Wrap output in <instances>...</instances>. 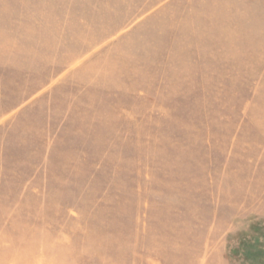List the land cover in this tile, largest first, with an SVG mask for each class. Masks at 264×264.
<instances>
[{"label": "rangeland", "instance_id": "374dc122", "mask_svg": "<svg viewBox=\"0 0 264 264\" xmlns=\"http://www.w3.org/2000/svg\"><path fill=\"white\" fill-rule=\"evenodd\" d=\"M0 180L46 264H264V0H0Z\"/></svg>", "mask_w": 264, "mask_h": 264}, {"label": "crops", "instance_id": "0c3cea01", "mask_svg": "<svg viewBox=\"0 0 264 264\" xmlns=\"http://www.w3.org/2000/svg\"><path fill=\"white\" fill-rule=\"evenodd\" d=\"M45 187L41 185L38 187L36 182L31 180H0V264H34L36 254L33 256V253L38 250L31 243L33 236L40 238L39 264H46L48 229L41 223L37 231L32 221L47 222L48 218L41 215L33 216L27 208L32 199H37L36 197L44 200L42 189ZM75 232L77 238L80 228L75 229ZM75 242L71 249V264H95L89 257L79 259V255H76L79 253V247L77 241ZM104 264L107 262L104 261Z\"/></svg>", "mask_w": 264, "mask_h": 264}]
</instances>
